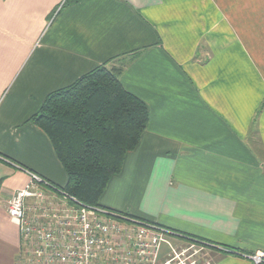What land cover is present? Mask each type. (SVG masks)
<instances>
[{
  "label": "crops",
  "instance_id": "crops-1",
  "mask_svg": "<svg viewBox=\"0 0 264 264\" xmlns=\"http://www.w3.org/2000/svg\"><path fill=\"white\" fill-rule=\"evenodd\" d=\"M69 1V0H68ZM0 0V264L20 234L8 200L67 174L31 118L99 65L121 67L148 126L100 203L206 239L214 264L264 251V0ZM240 251V252H239Z\"/></svg>",
  "mask_w": 264,
  "mask_h": 264
},
{
  "label": "trees",
  "instance_id": "trees-1",
  "mask_svg": "<svg viewBox=\"0 0 264 264\" xmlns=\"http://www.w3.org/2000/svg\"><path fill=\"white\" fill-rule=\"evenodd\" d=\"M120 73L113 66L95 67L50 92L31 118L49 136L65 169L67 183L61 189L93 205L101 206L108 183L122 172L126 155L138 146L149 122L148 104L125 88ZM174 231L202 247L238 251Z\"/></svg>",
  "mask_w": 264,
  "mask_h": 264
},
{
  "label": "built area",
  "instance_id": "built-area-1",
  "mask_svg": "<svg viewBox=\"0 0 264 264\" xmlns=\"http://www.w3.org/2000/svg\"><path fill=\"white\" fill-rule=\"evenodd\" d=\"M8 200V215L17 221V264H169L176 231L131 213L80 201L40 175ZM264 262V251L250 255Z\"/></svg>",
  "mask_w": 264,
  "mask_h": 264
},
{
  "label": "rangeland",
  "instance_id": "rangeland-1",
  "mask_svg": "<svg viewBox=\"0 0 264 264\" xmlns=\"http://www.w3.org/2000/svg\"><path fill=\"white\" fill-rule=\"evenodd\" d=\"M111 65L115 68L122 67L114 64ZM171 240L174 246V251L165 248L166 250L161 256V262L167 258L175 256V259L169 264H214L218 257V250L212 247H202L199 244H193L188 238L185 239L183 237L176 236ZM219 247L220 246H218V248ZM233 253H238V251ZM18 256L19 255H17L16 264Z\"/></svg>",
  "mask_w": 264,
  "mask_h": 264
}]
</instances>
